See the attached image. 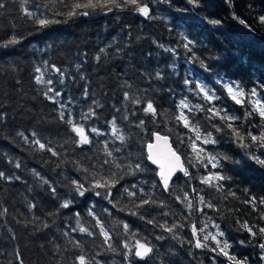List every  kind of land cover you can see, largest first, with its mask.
<instances>
[{"label": "trees", "instance_id": "obj_1", "mask_svg": "<svg viewBox=\"0 0 264 264\" xmlns=\"http://www.w3.org/2000/svg\"><path fill=\"white\" fill-rule=\"evenodd\" d=\"M144 2L149 3L151 19L132 5L112 11L87 9L88 16L68 17V9L57 0H28L24 7L29 11L38 7L46 18L60 21L40 28L24 15L21 0H0L5 5L0 9V44L13 36L18 40L0 47V171L11 177L0 179V264H75L79 254L92 264H231L220 252L224 242L229 244L225 251L246 264H264L259 247L264 235L258 232L264 227V205L257 203L254 211L245 202L264 198V165L250 158L264 159V148L247 136L249 131H264V121L256 114L244 119L252 107L247 101L264 100V24L258 19L264 16V0H199V7L187 0ZM57 11L61 14L54 15ZM184 36L195 42V60L183 47ZM38 75L53 84L36 83ZM198 84L214 94L211 102ZM225 84L246 93L256 87L257 96L237 104ZM49 87L61 93L56 102L44 95ZM125 92L131 99H124ZM149 102L155 115L143 111ZM90 107L95 115L85 118ZM61 111L84 127L89 144L74 143L78 137L60 119ZM181 113L189 121L187 128L177 120ZM113 121L117 134L112 132ZM229 123L248 147L237 142ZM156 134L170 139L188 172L176 174L167 190L147 158V145ZM37 139L46 144L44 150L32 143ZM206 139L215 142L204 143ZM137 164L143 170L136 169ZM217 175L225 179L217 180ZM73 180L87 189L83 196ZM105 181L108 186L94 187ZM125 188L135 195L129 196ZM142 200L150 203L137 207ZM66 201L69 207L62 208ZM245 222L254 226L256 236L241 227ZM124 224L129 225L127 231ZM159 225L175 227L168 232ZM101 228L116 252L108 250ZM137 240L154 248L146 260L124 248H134ZM197 240L207 247L197 248Z\"/></svg>", "mask_w": 264, "mask_h": 264}, {"label": "snow or ice", "instance_id": "obj_2", "mask_svg": "<svg viewBox=\"0 0 264 264\" xmlns=\"http://www.w3.org/2000/svg\"><path fill=\"white\" fill-rule=\"evenodd\" d=\"M28 0H21V10L23 11L24 15L30 19L35 20V23L37 25H39L40 28H45L50 24L53 23H59L60 21L55 20V19H49L46 18L45 15L43 13H39V9L37 7V11L33 12V11H29L26 7H24L25 4H27ZM57 2L61 3L65 8H67V12L65 13L68 17H73V16H77V15H83V16H88L90 13L88 11H86L87 9H106L107 11H112L113 8H120L122 6H128V5H132L135 6V10L140 13L142 16H144L145 18H149L151 19V15H150V7H149V3L148 2H144V0H71V3L68 2V0H57ZM164 2H168L170 3V0H164ZM187 3L192 5L193 7H199V0H187ZM5 7V5L3 3H0V9H3ZM81 9H84L85 11H79ZM61 13L59 11L55 12L54 15H60ZM235 18V17H234ZM259 22L261 24H264V16H260L258 17ZM209 23L213 24V25H219L221 24L220 20H210ZM241 24H245L246 27H248V25L246 24V22L241 19L240 20ZM183 40L186 41V43L183 44V47L188 50L191 54H192V59L195 60L197 57L195 55V52L192 50V47L194 45V41L191 39H188L187 36L183 37ZM18 43V40L16 39L15 36H13L11 39L6 40L4 43L0 44V47L2 48H7L9 45H14ZM160 47H164L163 45H160ZM166 51H172L171 49H165ZM99 51L101 53H103L105 51L104 48H100ZM95 59L97 61L100 60V56L97 55L95 57ZM45 63H47V61H45ZM200 63L203 65L204 61L201 60ZM80 65H77V68H79ZM53 70L57 73H59L60 77H64V72L60 69L55 67L54 65L52 66ZM35 71L37 73H39L41 70L40 68H36ZM157 77L160 76V73L157 72L156 73ZM81 79H84L83 76H81ZM35 81L36 83H46L48 85H52L53 84V80L48 79L47 81H44L43 79V75H38L35 77ZM61 84L64 83V80L61 79L59 81ZM220 79L217 80V83H220ZM185 83H189V81L185 80ZM130 87V85H129ZM199 91L201 93L204 94L205 99H207L209 102H211V100H213L215 98L214 94L210 95L207 91H205V89L203 87H201L199 84L197 85ZM224 87L226 88L229 96L232 98V100L237 103V104H243L247 101V97L251 96V97H256L257 96V88L253 87L250 91V93H246L245 90L243 88H240L239 86H237L235 89L232 86H229L228 84H225ZM49 93H53L52 96H49ZM87 90H85L84 95L86 96ZM45 97L49 100H52L53 102L55 101V97H58L61 95V93L59 91L54 90V88L49 87L47 88V91L44 93ZM124 99L125 100H129L131 99L130 94L128 92L124 93ZM134 103H139V100H135L133 101ZM249 103H251L252 107L250 111H246L245 112V116L244 119H249L250 117H252L254 114L258 115L261 119V121H264V100L261 99H254V100H250L247 101ZM93 104H96V101H93ZM181 106L182 107H187L186 104L183 103V101L181 102ZM61 108L64 107L63 104L60 105ZM97 107H99V105H97ZM198 108L201 106H197ZM145 114H156V109L153 106V103L149 102L147 104V106L143 109ZM209 111H211V109H209ZM95 115V110L93 108H89L88 113L85 114V118H87L88 116H94ZM213 115H217V113L213 112ZM3 113H0V118H2ZM60 119L64 122H66L68 125L71 126V131L73 133L76 134V136L78 137L77 141H74V143H78L79 145H87L90 143L89 140V136L86 134L85 129L83 126H79L77 124H75L73 122V120L71 119H66L65 117V113L63 111L60 112L59 114ZM223 119V117H222ZM227 119L229 120H236L239 119L238 117H228ZM177 120H183L184 122V126L187 128L189 127V121L187 119V117H185L183 115V113H181L180 116L177 117ZM145 122L143 120L140 121V125H143ZM229 129L232 130L234 136L236 137L237 142L241 143L242 147H248L247 144L243 143L244 140V136H242L240 134V132L233 128L232 124L229 123L228 124ZM260 127L264 128V124L260 125ZM217 131H221L222 129L217 127L216 129ZM92 132L94 133H98V130L93 128L91 129ZM197 139H200V134H199V130L197 129ZM112 132L113 134H117V128L115 125V122H112ZM17 135L24 137V133L23 132H18ZM211 133H208V136L211 137ZM33 136H35V133H33ZM247 136L250 138V140L253 142V144L258 145L261 148H264V131L260 132L259 135L253 134L252 132H247ZM25 140L27 141V137H24ZM117 138L121 141L124 140V136L123 135H117ZM156 139L157 141H164L165 144H167V138L166 137H162L159 134H156ZM214 140L211 139H206L204 140V143H214ZM33 144L38 145L40 150H44L47 146L44 143H41L40 140H33L32 141ZM153 146L150 144L149 145V149L151 150ZM193 150H196V146L193 145ZM47 151L51 152L53 156L57 155V153L55 151L52 150V148L48 147ZM169 153L171 154V156L175 157V159L177 161H179V157L176 156V153L174 151H172V149L169 147L168 149ZM200 151H203L202 149ZM108 155H111V153H108ZM251 159H254L258 164L260 165H264V159H261L259 156H255L252 155L250 156ZM148 159H150L154 164L158 163V161L151 155V151L149 154ZM213 160H215L216 158L213 157ZM223 159H227V157H223ZM105 163H107V161H105ZM238 163V161H237ZM16 167L19 168L20 165L16 164ZM136 169L138 170H143L141 169V166L139 164H137ZM213 167H216V164H213ZM161 171L159 173L161 180L163 181V186L165 188V190L168 189V185H169V181L172 178V175L175 171V168H168L166 169L165 166L163 164L160 165ZM180 171L184 172V175L187 176L188 172L186 169L183 168V166L180 167ZM36 175H39V173H35ZM0 179H11V177H7L5 175L4 172L0 171ZM16 179H20V177H16ZM211 177H209L208 179L204 180V183H207L208 180H210ZM215 179L217 180H222L225 179V177L223 176H215ZM44 183H47V181H44ZM72 183L75 185V190L79 193L80 196H83L85 194V191H87V189L84 188V185L82 183H79L77 180H73ZM108 186V182L105 181L104 183H100V182H96L94 184L95 188H102V187H106ZM132 187H136L135 185H133ZM51 191L53 192V194H55L56 189L53 187L51 189ZM125 192H127V194L129 196H134L135 193L129 191L127 188L124 189ZM96 195H100L99 192L96 193ZM234 195V194H233ZM201 201H203V198H201ZM246 203H249L253 206V210H256L255 205L257 203H259L260 205H264V198H261L257 201L256 197H251L249 200L245 201ZM150 201L149 200H142L140 205H137V207H141L143 205L149 204ZM151 203H155V201H151ZM191 207V205H189ZM209 207H211V205H208ZM62 208H68L69 207V202H64L63 204H61ZM5 212L7 211V209L4 210ZM136 213H133V215H135ZM79 214L77 213V216ZM89 215H92V212H89ZM141 219H144L143 216H141ZM261 219H264V213H261ZM154 221L153 220H148L147 223L152 224ZM99 223V221H98ZM77 225H79V220H77ZM44 227H48L47 224L44 225ZM159 227L163 228L165 231L168 232H172L173 228L175 227V225H173V228H169L166 227L165 225H159ZM218 227V226H217ZM241 227H243L246 231H248L252 236H256L257 232L253 231V227L254 226H250L247 222H245L244 224L241 225ZM129 228L128 224H124V229L127 231ZM73 231H75V229H73ZM79 231L80 232H87L88 235H92L91 232H88V230L84 227H79ZM200 231H203V229H200ZM101 232L104 235L105 238V243L108 245V250L112 251V252H116L117 248L113 247V245L111 243H109L110 237L109 235L103 231V228H101ZM197 232V229L194 227L193 228V235H195ZM259 234L264 235V227H259L258 229ZM65 235H67V233H65ZM217 235H223L222 232L217 233ZM209 237L205 236V240H207ZM157 239H161V237H157ZM211 239L213 241H216V243L219 245V241L216 240V236H211ZM243 243V241L241 242ZM197 248H201V247H207L206 244H201L199 240H197L196 245ZM75 247L79 248L80 244L79 242L75 243ZM260 249L264 250V243H260L259 244ZM125 249H128V252H132L134 254L135 257L139 258L140 260H146V258H149L151 256V254L154 252V248L148 243V242H141L140 240H137L135 243L134 248H129L128 244L124 245ZM229 248V244L227 242H224L223 247L220 248V252L221 254L225 255L228 257L229 261H231V264H246V260H240L237 259L235 256L230 255L227 251H225V249ZM213 251H215V249H213ZM128 252H125L124 255V259L128 260L129 259V255ZM17 257L19 258V253H17ZM95 259V257H93V260ZM261 259L264 260V255L261 256ZM21 264H23V261L21 260ZM75 264H92L91 261H89L83 254H79L75 257ZM96 264H100L99 261H96Z\"/></svg>", "mask_w": 264, "mask_h": 264}, {"label": "water", "instance_id": "obj_3", "mask_svg": "<svg viewBox=\"0 0 264 264\" xmlns=\"http://www.w3.org/2000/svg\"><path fill=\"white\" fill-rule=\"evenodd\" d=\"M162 137H166L167 138V144H165L164 141H162V140L161 141H157V139L155 138L154 141H152L151 143H149L147 145V156L149 157V154H150V151H151V155L158 161V163L154 164L149 159V162L151 163V165H153L154 167H156L158 169V173H160V171H161V168H160L161 164H163L166 169H168L170 167L175 168V171H174V173L172 175V178H173L178 173H184V172L180 171V167L183 166V168L185 169V164H184L183 158L173 148L169 138L167 136H164V135H162ZM150 144L153 146L151 148V150L149 149V145ZM169 147L172 149V151H174L176 153V156L179 157V161H177L175 159V157L171 156V154L168 151ZM172 178H171V180H172Z\"/></svg>", "mask_w": 264, "mask_h": 264}]
</instances>
